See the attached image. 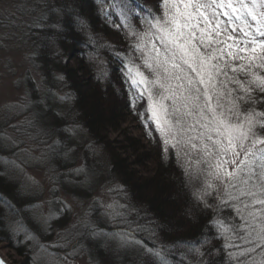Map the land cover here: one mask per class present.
<instances>
[{"label":"trees","instance_id":"16d2710c","mask_svg":"<svg viewBox=\"0 0 264 264\" xmlns=\"http://www.w3.org/2000/svg\"><path fill=\"white\" fill-rule=\"evenodd\" d=\"M111 1L20 0L27 20L19 34L40 74L39 83L26 76L28 107L39 127L34 137L51 140L46 158L52 182L42 212L41 194L22 178L30 161L22 156V138L11 135L0 115V242L22 257L20 264H59L63 254L73 258L80 251L92 264H234V249L225 247L230 240L209 225L215 212L197 201L173 150L140 124L146 116L119 71L123 60L113 54H127L128 39ZM135 3L157 7V0ZM132 23L139 27L135 18ZM256 107L264 111V103ZM130 121L140 134L128 132ZM106 180L127 206L125 222L114 225L94 203L87 225L106 234L93 235L86 225L75 239L63 232L71 211L61 194L90 198ZM122 227L134 230L141 243L122 246L107 234ZM146 248L159 251L163 261Z\"/></svg>","mask_w":264,"mask_h":264},{"label":"snow or ice","instance_id":"6c2138e0","mask_svg":"<svg viewBox=\"0 0 264 264\" xmlns=\"http://www.w3.org/2000/svg\"><path fill=\"white\" fill-rule=\"evenodd\" d=\"M113 4L128 39L127 54H113L129 91L145 100L173 154L185 157L184 175L218 217L209 225L231 241L225 247L236 249L239 264H264V111L256 107L264 103V0H157L155 11L135 0ZM103 207L112 223L125 222L126 205ZM225 211L231 215L221 217ZM107 234L122 246L141 243L131 228Z\"/></svg>","mask_w":264,"mask_h":264},{"label":"rangeland","instance_id":"374dc122","mask_svg":"<svg viewBox=\"0 0 264 264\" xmlns=\"http://www.w3.org/2000/svg\"><path fill=\"white\" fill-rule=\"evenodd\" d=\"M21 4L20 0H0V115L9 121V126L15 124L23 125L20 129H14L12 127L10 132L12 136L18 139L22 138L21 147L25 148L22 156L24 158H28L29 156L30 158V161L26 162L25 175L22 174V178L31 189H35L41 194L38 200L42 203L40 207H42V212H44L48 199L50 198L52 182L50 179L51 170L49 169V162L46 158V148L49 146L51 140H41L34 137L38 133L39 127L32 124V114L28 107L29 98L26 92V76L32 75L39 83L40 74L31 63L30 46L23 41L22 36L19 34L27 20V13H23L24 11L21 13L19 11ZM109 8L116 12L113 1L109 2ZM134 94L136 95L135 92ZM138 103L146 116L145 122L143 121L140 124H143L147 130L153 129L152 131L159 136L165 150L172 149L169 144L163 142V136L156 130L154 123L150 122V114L145 100L138 98ZM17 105L21 107H17ZM25 121H30L31 124H23ZM126 126H128V132L140 134V128L137 127V122L130 121ZM117 135L118 137L121 136L119 133ZM117 135L113 134V136ZM175 156L176 158L179 157L177 161L184 172V167L187 163L185 157L180 154V150L177 151ZM189 159L195 161V156L192 155ZM114 186L110 180H106L102 185L98 186V189L92 197L86 199L75 198L74 196L62 193L61 196L69 205L71 211V217L63 232L69 234L70 237L73 236L75 239L80 230L86 225L85 222L90 221V209L94 203L99 204L98 208L101 212L104 211L103 206L105 205L113 203L122 205L115 196L113 191ZM189 186L193 192L199 187L198 185H192L190 183ZM209 203L215 202L209 201ZM107 218L110 221L108 216ZM118 222L119 219L114 225ZM235 252V249L230 251L233 254L231 257L234 264H239L234 255ZM78 253L73 258L63 254L62 260H59V264H92L86 254L82 253V251ZM0 254L9 264H20L19 261L22 257L11 251L2 242H0Z\"/></svg>","mask_w":264,"mask_h":264},{"label":"water","instance_id":"95a60500","mask_svg":"<svg viewBox=\"0 0 264 264\" xmlns=\"http://www.w3.org/2000/svg\"><path fill=\"white\" fill-rule=\"evenodd\" d=\"M0 259L4 262V264H9V262L1 254Z\"/></svg>","mask_w":264,"mask_h":264},{"label":"bare ground","instance_id":"6f19581e","mask_svg":"<svg viewBox=\"0 0 264 264\" xmlns=\"http://www.w3.org/2000/svg\"><path fill=\"white\" fill-rule=\"evenodd\" d=\"M0 264H4V262L0 259Z\"/></svg>","mask_w":264,"mask_h":264}]
</instances>
